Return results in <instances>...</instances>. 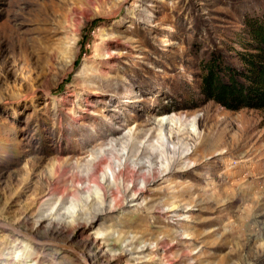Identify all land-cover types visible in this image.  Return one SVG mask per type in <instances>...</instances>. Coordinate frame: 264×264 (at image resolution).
<instances>
[{"label": "rangeland", "instance_id": "374dc122", "mask_svg": "<svg viewBox=\"0 0 264 264\" xmlns=\"http://www.w3.org/2000/svg\"><path fill=\"white\" fill-rule=\"evenodd\" d=\"M264 0H0V264H264V108L202 93ZM189 154V155H187Z\"/></svg>", "mask_w": 264, "mask_h": 264}, {"label": "trees", "instance_id": "16d2710c", "mask_svg": "<svg viewBox=\"0 0 264 264\" xmlns=\"http://www.w3.org/2000/svg\"><path fill=\"white\" fill-rule=\"evenodd\" d=\"M252 42L241 67L214 56L203 66L202 93L229 110L264 108V18L246 20Z\"/></svg>", "mask_w": 264, "mask_h": 264}, {"label": "water", "instance_id": "95a60500", "mask_svg": "<svg viewBox=\"0 0 264 264\" xmlns=\"http://www.w3.org/2000/svg\"><path fill=\"white\" fill-rule=\"evenodd\" d=\"M0 226L4 227L8 230L14 231L16 234H18L20 237L29 239L35 243L38 244H49V245H58V243H55L54 241L51 240H40L37 239L36 237H34L33 235H30L29 233H27L26 231L17 228L11 224L5 223V222H0ZM73 252L76 254V256L84 263V264H91L88 257H86L82 252L76 250V249H72Z\"/></svg>", "mask_w": 264, "mask_h": 264}, {"label": "bare ground", "instance_id": "6f19581e", "mask_svg": "<svg viewBox=\"0 0 264 264\" xmlns=\"http://www.w3.org/2000/svg\"><path fill=\"white\" fill-rule=\"evenodd\" d=\"M187 155H189V154H187ZM32 262H25V263H22V264H31Z\"/></svg>", "mask_w": 264, "mask_h": 264}]
</instances>
